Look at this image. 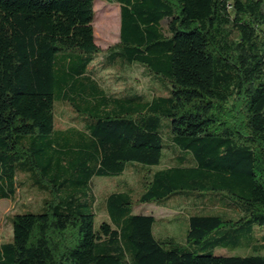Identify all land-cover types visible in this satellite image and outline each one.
<instances>
[{
  "label": "trees",
  "instance_id": "1",
  "mask_svg": "<svg viewBox=\"0 0 264 264\" xmlns=\"http://www.w3.org/2000/svg\"><path fill=\"white\" fill-rule=\"evenodd\" d=\"M106 1L101 50L94 0H0V200H30L0 264H264V0ZM133 64L161 91L102 82ZM129 171L96 201L94 178ZM145 203L184 211L182 242Z\"/></svg>",
  "mask_w": 264,
  "mask_h": 264
},
{
  "label": "rangeland",
  "instance_id": "2",
  "mask_svg": "<svg viewBox=\"0 0 264 264\" xmlns=\"http://www.w3.org/2000/svg\"><path fill=\"white\" fill-rule=\"evenodd\" d=\"M94 37L96 45L104 50L113 44L118 42L119 37V7L114 3H110L106 0H94ZM264 28V27H263ZM102 82L109 88L110 91L119 92L123 89L125 84L132 85L137 91H144L150 95L152 90L161 91V86L155 79L150 75L146 74L140 66L133 64L131 67H120L116 65L109 68L101 74ZM69 113L66 108L61 107L56 110V119L59 120L60 126L67 124ZM168 123V120L165 119ZM3 149H0V151ZM168 155L161 162L163 167L167 164L166 159ZM16 177L19 180L24 178V175L19 171L16 172ZM124 182L129 186L134 187L136 185V177L132 172H125L120 178H108V177H97L92 181V191L95 195L96 201L99 202L106 193L118 189V185ZM24 194V189L21 195ZM31 195V194H30ZM32 194L31 196H33ZM29 199L23 200V202H17L16 205L13 203L0 200V243L10 241L12 232L11 226L6 222L9 214L20 213V205L25 206L29 203ZM173 204V203H172ZM19 208V209H17ZM177 211V212H175ZM183 210L178 209L176 206L163 207L157 206L154 203H145L137 205L133 208L134 214L152 215L158 220L154 225V233L157 236L170 235L176 241L182 242L184 239L185 231L187 228L186 223L183 222ZM105 218L104 213H99L95 222L98 224L99 220ZM176 219V220H175ZM161 220V221H159ZM172 220V221H171ZM259 233H264L263 230ZM216 252L223 255H245L250 253L249 249H218ZM215 252V253H216Z\"/></svg>",
  "mask_w": 264,
  "mask_h": 264
},
{
  "label": "crops",
  "instance_id": "3",
  "mask_svg": "<svg viewBox=\"0 0 264 264\" xmlns=\"http://www.w3.org/2000/svg\"><path fill=\"white\" fill-rule=\"evenodd\" d=\"M117 5V4H116ZM119 7V6H118ZM6 201H9V202H11L10 200H6ZM12 203V202H11ZM175 212H177V211H175ZM155 218V217H154ZM156 219V218H155ZM160 221V220H159ZM156 224V223H155ZM1 244V243H0Z\"/></svg>",
  "mask_w": 264,
  "mask_h": 264
}]
</instances>
